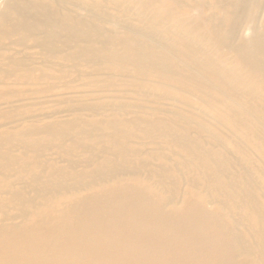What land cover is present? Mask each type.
Listing matches in <instances>:
<instances>
[{
  "label": "bare ground",
  "instance_id": "6f19581e",
  "mask_svg": "<svg viewBox=\"0 0 264 264\" xmlns=\"http://www.w3.org/2000/svg\"><path fill=\"white\" fill-rule=\"evenodd\" d=\"M0 264H264V0H0Z\"/></svg>",
  "mask_w": 264,
  "mask_h": 264
},
{
  "label": "rangeland",
  "instance_id": "374dc122",
  "mask_svg": "<svg viewBox=\"0 0 264 264\" xmlns=\"http://www.w3.org/2000/svg\"><path fill=\"white\" fill-rule=\"evenodd\" d=\"M108 7H110V6H108ZM221 14V13H220ZM132 20V18H130V19H126V21H131ZM197 21H198V23L199 24H201V25H203V27H205L204 29H207L208 28V26L206 25V23H204L203 21H200L199 19H197ZM158 28H160V27H158ZM101 30H103L104 32H106V33H109V34H113V33H116V32H118V31H125L126 32V30H122V29H120V28H115L114 26H111V25H109V24H107V23H103L102 24V26H101ZM142 34H144V32H142V31H138L137 30V32H135V33H132V35H133V37H135L136 39H138L140 42H142V43H147V41L148 40H152V39H154V38H156V37H151V33H149V34H144V36L142 35ZM167 35V34H166ZM167 36H169L170 38H174L175 40H176V36L174 35V34H169V35H167ZM156 39H158V37L156 38ZM167 41V40H166ZM96 42H98V38L96 39ZM99 42H101V43H103V44H106V41H104V39H101V38H99ZM98 42V43H99ZM168 42V41H167ZM165 45V44H164ZM167 45H168V43H166V47H167ZM163 46V45H162ZM91 65L89 64V63H84V65L83 66H79L77 69H76V71L77 72H85V71H91V70H93V67H91ZM75 75H78V73L77 74H75ZM135 75L133 74L132 75V77H134ZM104 77H105V75H104ZM138 77V75H136V78ZM139 77H141V76H139ZM142 78V77H141ZM145 80H147V78L146 77H143ZM112 80L115 82V81H122V82H125V81H128L127 79H126V77H124L123 75H116L115 74V76H113L112 77ZM5 82L8 84V85H11V90H13V91H17V90H23V91H30V90H32V89H34L35 87L34 86H30V85H22V86H20V85H12L11 83L9 84V81H6L5 80ZM82 81H80V80H78V79H76L72 84L74 85V86H77V87H80L81 85H82ZM28 88V89H27ZM26 89V90H25ZM129 89V88H128ZM85 91H93V89H91V88H85L84 89ZM128 94H129V92H128ZM72 97H75L74 95H71ZM131 97L132 96H128L127 97V100L128 101H130V103H132V104H138V102L137 101H131ZM72 104V105H71ZM83 104H81V102L80 101H66V100H58V101H48L47 103H45V104H43V105H41V108H40V110L42 111V112H44V113H42V114H50V113H52V112H54V111H59L60 113L58 114V115H56L57 117L56 118H58V119H66V118H68L69 116H70V114H69V112H68V110L70 111V110H76V109H78V108H80L81 106H82ZM46 107V108H45ZM49 111V112H48ZM82 115V117H85L84 116V112L83 113H81ZM61 116V117H60ZM49 120V119H48ZM55 153V154H54ZM45 157V159H50V158H57L56 160H60L59 158V154L56 152V151H49V152H47L45 155H44ZM184 172H185V174H189V171L188 170H184ZM11 182H15V180L14 179H11Z\"/></svg>",
  "mask_w": 264,
  "mask_h": 264
}]
</instances>
